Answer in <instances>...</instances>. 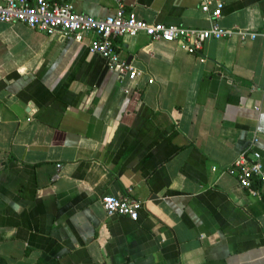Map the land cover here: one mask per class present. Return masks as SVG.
<instances>
[{"label":"crops","instance_id":"0c3cea01","mask_svg":"<svg viewBox=\"0 0 264 264\" xmlns=\"http://www.w3.org/2000/svg\"><path fill=\"white\" fill-rule=\"evenodd\" d=\"M103 18L207 28L200 0H51ZM199 55L119 37L134 81L82 42L0 22V264H264V196L229 166H264V0H222ZM257 139L255 143L252 140ZM142 201L107 216L104 195Z\"/></svg>","mask_w":264,"mask_h":264},{"label":"built area","instance_id":"2783aa9c","mask_svg":"<svg viewBox=\"0 0 264 264\" xmlns=\"http://www.w3.org/2000/svg\"><path fill=\"white\" fill-rule=\"evenodd\" d=\"M223 9L222 0H200V10L211 23L207 28H188L176 25L149 24L137 19L119 3L114 13L103 17H93L75 10L71 3H59L51 0H0V22L21 23L58 39H72L82 42L91 35L90 51L104 60L115 70L119 80L128 78L134 81L137 71L122 60L114 44L119 37L144 35L153 41L177 42L180 48L190 55H199L204 42L210 39L238 36L242 40L254 39L255 33L247 30H226L220 27L218 19ZM257 139L252 140L255 143ZM227 172L234 176L241 189L252 195L264 196V166L257 151L242 154ZM121 197L104 195L101 205L107 216H122L137 220L142 201L128 194Z\"/></svg>","mask_w":264,"mask_h":264}]
</instances>
